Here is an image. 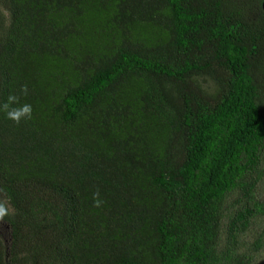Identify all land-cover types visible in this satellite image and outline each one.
Returning <instances> with one entry per match:
<instances>
[{
  "label": "trees",
  "instance_id": "trees-1",
  "mask_svg": "<svg viewBox=\"0 0 264 264\" xmlns=\"http://www.w3.org/2000/svg\"><path fill=\"white\" fill-rule=\"evenodd\" d=\"M263 2L0 0V264H252Z\"/></svg>",
  "mask_w": 264,
  "mask_h": 264
},
{
  "label": "clouds",
  "instance_id": "clouds-1",
  "mask_svg": "<svg viewBox=\"0 0 264 264\" xmlns=\"http://www.w3.org/2000/svg\"><path fill=\"white\" fill-rule=\"evenodd\" d=\"M20 94L24 96L28 95V86L26 84L21 86ZM0 111H3L6 114V118L12 120L16 124H19L22 119H30L32 116L31 104H20V97L16 94H9L7 100L0 103ZM93 200L96 207L101 206L103 203V201L99 199L98 190L93 193ZM8 214L9 208L6 206V203L0 201V220H3Z\"/></svg>",
  "mask_w": 264,
  "mask_h": 264
},
{
  "label": "rangeland",
  "instance_id": "rangeland-1",
  "mask_svg": "<svg viewBox=\"0 0 264 264\" xmlns=\"http://www.w3.org/2000/svg\"><path fill=\"white\" fill-rule=\"evenodd\" d=\"M260 168H264V157L261 160ZM236 195V192H231L228 196L229 199L233 198ZM252 196L258 200H264V173L257 181L255 188L252 191ZM264 224L263 218H256L253 220V223L248 227L247 231L243 235L244 241L252 240L262 229ZM1 238L5 241L6 239V229L4 225H0ZM262 246L256 252L252 264H264V233L262 235Z\"/></svg>",
  "mask_w": 264,
  "mask_h": 264
},
{
  "label": "water",
  "instance_id": "water-1",
  "mask_svg": "<svg viewBox=\"0 0 264 264\" xmlns=\"http://www.w3.org/2000/svg\"><path fill=\"white\" fill-rule=\"evenodd\" d=\"M260 8H261V14L264 17V2L261 3Z\"/></svg>",
  "mask_w": 264,
  "mask_h": 264
}]
</instances>
